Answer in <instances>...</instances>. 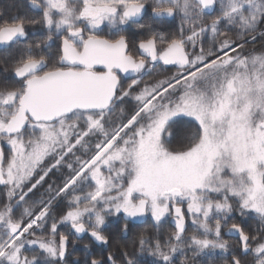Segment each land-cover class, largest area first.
Listing matches in <instances>:
<instances>
[{
  "label": "snow or ice",
  "instance_id": "1",
  "mask_svg": "<svg viewBox=\"0 0 264 264\" xmlns=\"http://www.w3.org/2000/svg\"><path fill=\"white\" fill-rule=\"evenodd\" d=\"M29 8L0 13V264H264V0Z\"/></svg>",
  "mask_w": 264,
  "mask_h": 264
},
{
  "label": "flooded vegetation",
  "instance_id": "2",
  "mask_svg": "<svg viewBox=\"0 0 264 264\" xmlns=\"http://www.w3.org/2000/svg\"><path fill=\"white\" fill-rule=\"evenodd\" d=\"M0 13H3L6 16H11V15L23 16L26 14L27 15H36V12L29 8V0H0ZM209 19H210V17H209ZM178 26H179V18H177V20L175 21L174 26L171 29H166V31H175V30H177ZM102 27L104 28V32L101 34L103 35L109 31V28L107 27V25H103ZM29 33H30V37L32 39H35L40 34L39 27L37 26V28L35 30H33L30 27ZM255 47L257 49H259L260 45L259 44L255 45ZM121 75H124V74H121ZM0 199H1V196H0ZM185 211H186V207H185ZM190 219L191 218L186 217V223L188 226V231L186 232L185 235H191L192 231H193V226H192ZM226 230L227 229H225V231H224L223 239L228 240V241H232V240L237 241V239L234 236L226 235ZM173 231H174V225H172L169 222L160 231L161 239L163 240L166 236L170 235L171 232H173ZM141 233H143L145 236H148V237H152L155 235V229L153 228L152 223L150 222V216L145 218L143 222H139V223L134 222V226L132 228V233L127 237L128 238L127 242H130L133 238L137 237ZM229 239H232V240H229ZM80 249L82 251H84V249H82V248H80ZM70 250L71 249H70V245H69V251ZM95 250H96V252H99L98 247H96ZM130 251H133V249L131 248ZM104 255H107L106 251H105ZM188 256L191 257L190 252L188 253ZM77 257L82 258L81 255L72 254V256H70L69 259L75 260ZM181 258L182 257L177 256L176 264H179V261ZM247 261H248V264H254L252 256H248ZM189 264H209V259L206 256L196 257L195 261L190 260ZM212 264H221V255L219 252L213 258Z\"/></svg>",
  "mask_w": 264,
  "mask_h": 264
},
{
  "label": "trees",
  "instance_id": "3",
  "mask_svg": "<svg viewBox=\"0 0 264 264\" xmlns=\"http://www.w3.org/2000/svg\"><path fill=\"white\" fill-rule=\"evenodd\" d=\"M259 44V42H257L255 45H258ZM111 230V229H110ZM60 231L61 232H66L67 231V228H65V227H61L60 228ZM88 238V234H81V235H79V236H77V235H75V234H73L71 237H70V246L71 245H73V240H74V242H77V240L78 239H83V240H85V238ZM57 239H58V237H57ZM90 240V239H89ZM127 240H128V238H126V241H121V244L122 243H124V242H127ZM238 242V241H237ZM236 245H237V243H235V244H233V246H234V248L236 247ZM131 250V246H129V251ZM73 254H77V255H81V257H83V254H84V251H82L80 248L77 250L78 252H76V251H72V250H70ZM107 252V251H106ZM131 252V251H130Z\"/></svg>",
  "mask_w": 264,
  "mask_h": 264
},
{
  "label": "rangeland",
  "instance_id": "4",
  "mask_svg": "<svg viewBox=\"0 0 264 264\" xmlns=\"http://www.w3.org/2000/svg\"><path fill=\"white\" fill-rule=\"evenodd\" d=\"M210 19H211V17H210ZM1 199H2V196H1ZM185 207H186V205H185ZM190 221H191V219H190ZM226 232H227V230H226ZM86 234H87V233H86ZM89 239H90V237L88 236V238L86 237L85 240H83V239H78L77 242H74V240H73V245L70 246V249H71L72 251H76V252H78L77 250H78L79 248L84 249V245H85L86 243H89V242H90ZM229 240H232V239H229ZM227 241H228V240H227ZM232 241H233V242H232ZM232 241H228L229 244L232 245V246H233V244L238 243L236 240H235V241L232 240ZM233 248H234V246H233Z\"/></svg>",
  "mask_w": 264,
  "mask_h": 264
},
{
  "label": "water",
  "instance_id": "5",
  "mask_svg": "<svg viewBox=\"0 0 264 264\" xmlns=\"http://www.w3.org/2000/svg\"><path fill=\"white\" fill-rule=\"evenodd\" d=\"M145 218H138L137 220H135L134 222H143ZM226 235H229V236H233L231 234H229L228 232H226Z\"/></svg>",
  "mask_w": 264,
  "mask_h": 264
}]
</instances>
